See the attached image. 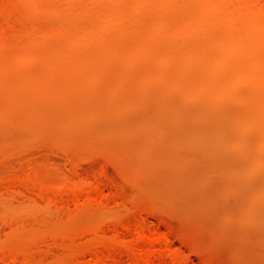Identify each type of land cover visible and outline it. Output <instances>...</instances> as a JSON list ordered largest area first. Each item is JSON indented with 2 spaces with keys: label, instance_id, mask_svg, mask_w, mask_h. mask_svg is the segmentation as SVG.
I'll list each match as a JSON object with an SVG mask.
<instances>
[{
  "label": "rangeland",
  "instance_id": "374dc122",
  "mask_svg": "<svg viewBox=\"0 0 264 264\" xmlns=\"http://www.w3.org/2000/svg\"><path fill=\"white\" fill-rule=\"evenodd\" d=\"M32 1L0 12V264H90L135 219L187 264H264V24L222 0ZM97 178L94 201L36 193Z\"/></svg>",
  "mask_w": 264,
  "mask_h": 264
},
{
  "label": "bare ground",
  "instance_id": "6f19581e",
  "mask_svg": "<svg viewBox=\"0 0 264 264\" xmlns=\"http://www.w3.org/2000/svg\"><path fill=\"white\" fill-rule=\"evenodd\" d=\"M0 5L3 4L5 5V0H0ZM21 1H24V0H21ZM35 0H33L32 2H34ZM41 1V0H40ZM43 1V0H42ZM47 1V0H46ZM50 1V0H49ZM66 1V0H65ZM124 1V0H123ZM139 1V0H138ZM174 1V0H173ZM176 1V0H175ZM192 1V0H191ZM202 1V0H201ZM204 1V0H203ZM218 1V0H217ZM238 2H236L235 0H233V2H236L235 4L231 1V5H234V7L232 8H229V7H226L228 4L230 3H227L228 0H222L220 4V8H221V11L222 13L224 14V17L225 19H227V22L229 23H233V21L235 20L234 18H237L238 19H241L243 20V23L246 24V25H262L264 24V0H237ZM3 2V3H2ZM9 2V0H8ZM7 2V3H8ZM12 0L10 1V4L11 6H9L10 4H7L5 6H3V13H2V6H0L1 8V14L2 15H7L6 13H8L9 9L11 10V7L15 10V2L12 4ZM31 2V3H32ZM57 2V0L55 1ZM70 2V1H69ZM72 2V0H71ZM198 2V0H197ZM18 4V2H16ZM24 3V2H22ZM35 3V2H34ZM54 3V2H53ZM140 5H141V2H139ZM137 3V4H139ZM193 1L190 2V4L192 5ZM207 3V2H206ZM225 3V4H224ZM37 4V2L35 3ZM34 4V5H35ZM195 4V2L193 3V5ZM199 4L198 7L200 6V4L202 3H197ZM216 4V2H215ZM227 4V5H226ZM139 5V8L141 9L140 12H142V9L144 8H141V6ZM188 5V4H187ZM205 5V4H203ZM214 5V4H213ZM212 5V6H213ZM21 6V5H20ZM24 6V5H22ZM21 6V7H22ZM33 6V5H32ZM36 6V5H35ZM39 6V5H38ZM144 6V4H143ZM216 6V5H215ZM25 7V6H24ZM34 7V6H33ZM136 7L138 8V6L136 5ZM145 7V6H144ZM177 7V6H176ZM175 7V8H176ZM183 7H186V6H183ZM188 7V6H187ZM195 7V6H194ZM138 8V9H139ZM182 8V7H180ZM192 11L195 12V10H193V6L192 8L189 7ZM188 8V10L190 11V9ZM201 8V6H200ZM211 8V6H210ZM8 9V10H6ZM19 9V7H18ZM27 9V8H26ZM25 9V10H26ZM199 9V8H198ZM203 10H205V12H207V10L205 8L202 7ZM23 10V8H22ZM24 10V11H25ZM117 10V8H116ZM120 10V9H119ZM178 11V9H176ZM186 10V9H184ZM214 10V9H213ZM6 11V13H4ZM17 11V10H16ZM15 11V17H16V13ZM138 11V10H137ZM209 11V10H208ZM9 17L11 18V11H9ZM14 12V11H12ZM20 12H21V9H20ZM23 12V11H22ZM21 12V13H22ZM119 12V11H117ZM123 11H121L122 13ZM138 12V13H140ZM193 12V14H194ZM210 12V11H209ZM214 12V11H213ZM217 13V11H215ZM126 13V12H125ZM144 13V12H142ZM186 13V12H185ZM199 13V12H198ZM197 13V14H198ZM220 13V12H219ZM26 14V13H25ZM124 14V13H123ZM122 14V16H124ZM141 14V13H140ZM187 14V13H186ZM195 14V16L197 15ZM201 14V13H200ZM203 14V13H202ZM208 14V13H207ZM206 14V15H207ZM212 14V12H211ZM218 14V13H217ZM18 15V14H17ZM127 15V14H125ZM188 15H189V12H188ZM219 15V14H218ZM8 16V15H7ZM14 16V14L12 15ZM20 16V14H19ZM18 16V17H19ZM25 16V15H24ZM120 16V15H119ZM164 16V15H163ZM161 16V18H164L165 20V17ZM187 17V15H185ZM209 16V15H208ZM204 17V19H206L205 15L203 14V16H201V18ZM224 17H221L220 18H224ZM2 18V17H1ZM10 18H9V21H10ZM123 18V17H121ZM199 19V16L197 17ZM3 19V18H2ZM20 19V18H19ZM22 19H25V18H22ZM120 19V18H119ZM118 19V20H119ZM203 19V21H204ZM210 19H213L212 22H209L210 25L211 23H215L216 20L218 19H214L213 16L211 15V18L209 17V20ZM115 20V19H114ZM169 20V19H168ZM208 20V19H207ZM219 20V19H218ZM5 21V20H4ZM24 21V20H22ZM107 20L104 21V23L106 22ZM124 20H122L123 22ZM160 21V19H159ZM202 21V22H203ZM214 21V22H213ZM13 22H15V18L13 19ZM108 22V21H107ZM119 23V21H117ZM199 22V21H198ZM208 21L204 22L205 25ZM221 22V21H220ZM219 22V23H220ZM8 23V22H7ZM12 23V22H11ZM10 23V24H11ZM103 23V24H104ZM114 23H116L114 21ZM116 23V24H118ZM162 23V22H161ZM160 23V24H161ZM165 22L162 23V25L164 24ZM168 23V21H167ZM201 23V21H200ZM217 23V22H216ZM215 23V25H216ZM218 23V24H219ZM225 23V21H224ZM238 23V21H237ZM4 24V23H3ZM109 24V23H107ZM106 23L104 25L108 26ZM120 24H121V21H120ZM223 23H221L222 25ZM227 24V23H226ZM239 24V23H238ZM241 24V23H240ZM4 25H7L6 23ZM12 25V24H11ZM103 25V26H104ZM188 25V24H187ZM233 25V24H232ZM230 25V26H232ZM243 25V24H241ZM245 25V26H246ZM2 27V24L0 25ZM110 26V25H109ZM119 26V25H118ZM161 26V25H159ZM200 26V25H199ZM212 26H214V24L211 25V29H212ZM220 26V25H219ZM224 25H222L223 27ZM244 26V25H243ZM263 26V25H262ZM185 27V26H184ZM202 27V26H201ZM210 27V26H209ZM217 27V26H216ZM8 28V27H7ZM110 28V27H108ZM191 28V27H190ZM215 28V26L213 27ZM218 28V27H217ZM226 28V27H225ZM235 28V27H233ZM238 28V27H237ZM253 28V27H252ZM255 28V27H254ZM5 29V28H3ZM164 29V27L162 28ZM187 29V28H185ZM193 29V27H192ZM223 29V28H221ZM2 30V29H1ZM7 30V29H6ZM165 30V29H164ZM163 30V31H164ZM198 31V29H196ZM201 30V28H200ZM213 30V29H212ZM215 30V29H214ZM239 30V29H238ZM107 31V30H106ZM188 31V29H187ZM193 31V30H192ZM229 31V30H228ZM227 31V32H228ZM252 31V30H251ZM1 32V31H0ZM199 32V31H198ZM231 32V30H230ZM248 32V31H247ZM254 32V31H253ZM2 33H4L3 37L5 36V32H1V35ZM188 33V32H187ZM192 33V32H190ZM225 33V32H224ZM238 33V32H237ZM259 33V32H258ZM234 34L235 31H234ZM240 34H242V32H240ZM260 34V33H259ZM245 35V34H244ZM226 36V35H225ZM250 37V35H248ZM247 36V38H248ZM253 36V35H252ZM251 36V37H252ZM258 36V35H257ZM228 37V36H227ZM236 37V36H235ZM250 37V39H251ZM186 38V37H185ZM226 38V37H225ZM230 38V37H229ZM243 39V37H241ZM245 38V37H244ZM246 38V39H247ZM260 38V37H259ZM187 39V38H186ZM227 39V38H226ZM4 40V38L2 39ZM245 40V39H243ZM1 41V40H0ZM230 41V40H229ZM5 42V41H4ZM3 43V42H2ZM225 44V43H224ZM229 44V42H228ZM226 44V45H228ZM3 46V45H2ZM1 46V47H2ZM105 178V176H104ZM27 181V180H26ZM25 179L23 181V184L25 182V184H28V181L26 183ZM35 182V181H34ZM88 182V181H87ZM90 182V183H89ZM88 184L86 183L85 185H83L82 187H76L75 185L74 186H68L69 184H67L66 186L64 185V187L62 186H58L59 188H51V187H48V186H40L39 188H37L38 190H36V193H39L40 195H42L41 197H44V196H53V195H56L58 197H61L62 200L65 198H69V199H74V201L76 200H79L81 197H84L85 199L87 200H91V201H94V200H98V199H101V198H104L106 195L103 191V185H104V182L105 180L104 179H100V178H97L95 181L93 180L92 182L89 181ZM34 185V183L32 184ZM31 185V186H32ZM37 186V184H35ZM34 185V186H35ZM43 185V184H42ZM47 185V184H46ZM33 186V187H34ZM35 186V187H36ZM39 186V185H38ZM27 187V186H25ZM30 189V188H29ZM32 189V188H31ZM35 189V188H34ZM33 190V189H32ZM38 191V192H37ZM38 194V195H39ZM55 196V197H56ZM58 199V198H57ZM109 199V198H107ZM55 200V199H54ZM61 200V199H60ZM104 200V199H103ZM101 200V201H103ZM106 200V199H105ZM57 201V200H56ZM67 201V200H66ZM100 201V200H99ZM100 201V202H101ZM73 202V201H72ZM55 203V202H54ZM139 213V212H138ZM129 220V219H128ZM121 221V220H120ZM119 224V223H118ZM121 226L120 228L121 229H118L116 231V234H115V240L114 242L113 241H107V237H105L104 235L102 236L101 234H103L102 232H97V233H101V237H104V239L100 238V242L98 245H96V247L88 250L89 254L92 256V261L90 264H122V259L127 256L129 258H131V264H187L186 262V259H185V255L182 251L180 250H177L176 248L174 249V247H172L171 245V240H170V237H169V234L168 233H164V232H161L158 228L154 227H145L143 225V223L140 221V220H134V221H126L124 223H120ZM102 229V228H100ZM97 231V230H96ZM100 231V230H99ZM103 231V229H102ZM104 232V231H103ZM124 232H129V234L131 233L132 234V237L131 240L125 238V234ZM172 232V231H171ZM107 236V235H106ZM130 238V237H129ZM99 239V238H98ZM106 239V240H105ZM109 239V238H108ZM127 239V240H126ZM111 242V243H109ZM113 242V243H112ZM96 244V243H94ZM13 250V249H12ZM12 250H9L11 253H12ZM8 251V252H9ZM85 251V250H84ZM21 252V251H20ZM25 252V251H24ZM23 252V253H24ZM87 252V251H86ZM9 254V253H8ZM14 255H16V252H13ZM11 255L9 254L10 256V259L12 260L14 257V255ZM13 256V257H12ZM18 256V254H17ZM187 258V257H186ZM14 260V259H13Z\"/></svg>",
  "mask_w": 264,
  "mask_h": 264
}]
</instances>
